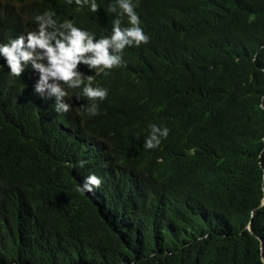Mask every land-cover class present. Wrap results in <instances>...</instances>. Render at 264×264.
<instances>
[{
  "label": "trees",
  "instance_id": "trees-1",
  "mask_svg": "<svg viewBox=\"0 0 264 264\" xmlns=\"http://www.w3.org/2000/svg\"><path fill=\"white\" fill-rule=\"evenodd\" d=\"M131 3L147 41L59 100L0 57V264H264V0Z\"/></svg>",
  "mask_w": 264,
  "mask_h": 264
},
{
  "label": "clouds",
  "instance_id": "clouds-1",
  "mask_svg": "<svg viewBox=\"0 0 264 264\" xmlns=\"http://www.w3.org/2000/svg\"><path fill=\"white\" fill-rule=\"evenodd\" d=\"M2 1L6 4V13L9 5L12 6V18L18 24L13 34L0 44V57L6 61L10 74L39 77L35 91L43 93L47 89L48 94L58 100L67 94L63 84L68 88L81 85V69L88 66L94 79L111 75L126 66V51L148 39L144 25H138L142 18L137 15V7L133 10L131 0H111L109 5L103 6H97L96 0H68L88 5L89 14L77 22V15L72 11L57 23V6H53L51 0ZM87 80L83 95L89 98L106 95L104 89L89 86L92 77ZM56 110L66 112L68 105L60 103ZM157 144L159 140L153 136L145 147L153 148ZM83 180L81 189L91 196L107 194L99 178L88 176ZM261 242L264 245L263 240ZM262 260L264 262L263 254Z\"/></svg>",
  "mask_w": 264,
  "mask_h": 264
},
{
  "label": "bare ground",
  "instance_id": "bare-ground-1",
  "mask_svg": "<svg viewBox=\"0 0 264 264\" xmlns=\"http://www.w3.org/2000/svg\"><path fill=\"white\" fill-rule=\"evenodd\" d=\"M98 195H102L101 193H99Z\"/></svg>",
  "mask_w": 264,
  "mask_h": 264
}]
</instances>
